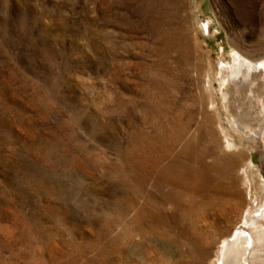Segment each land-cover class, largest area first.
<instances>
[{
    "label": "rangeland",
    "instance_id": "374dc122",
    "mask_svg": "<svg viewBox=\"0 0 264 264\" xmlns=\"http://www.w3.org/2000/svg\"><path fill=\"white\" fill-rule=\"evenodd\" d=\"M239 53L264 59V0H0V264H120L119 180L169 134L181 140L165 163L189 145L196 165L211 146L202 161L215 179L240 185L250 160L264 185V131L251 136L264 126V80L253 102L213 81L217 110L206 92ZM220 127L242 154L221 153ZM224 208L228 236L246 211ZM134 234L124 248L153 264L151 237Z\"/></svg>",
    "mask_w": 264,
    "mask_h": 264
},
{
    "label": "bare ground",
    "instance_id": "6f19581e",
    "mask_svg": "<svg viewBox=\"0 0 264 264\" xmlns=\"http://www.w3.org/2000/svg\"><path fill=\"white\" fill-rule=\"evenodd\" d=\"M213 75L207 76L206 87L213 110H217L212 94L213 81H218L223 90L231 85L237 89L248 88L247 97L253 102L256 99L254 89L259 81L264 80V59L254 61L239 53L233 56L227 65H221ZM223 96L224 99L227 98L226 94ZM261 112L264 120L263 103ZM263 131L264 126L257 134L251 136L261 137ZM221 132L222 140L224 138L221 145L223 155L228 158L229 154L235 156L244 152L245 149L228 137L222 128ZM180 136L169 134L165 140L166 147L177 145ZM156 143L157 139L152 142L145 163L137 159L138 162H131V180H119L114 223L119 229V263L125 264L129 261L136 264L133 260L136 248L133 247L128 252L124 248L123 238L138 232L137 236L149 235L152 238L159 233V237L165 238L163 243L158 245L160 248L153 246L154 241H151V238L148 241L151 243V249L156 248V251L160 252L159 258L151 260L153 264H264V185H259L258 168L254 167L250 160L246 161L242 166V175L239 174L240 169L238 171L240 185L229 180L226 187L224 180L213 177L214 166L202 161L208 155L214 154L215 150L210 148L211 146L201 154V161L196 165L188 161L191 157L189 145L180 151L175 162L167 164V148L159 149ZM227 164L232 167L233 160L230 159ZM228 202H234L235 208L241 210L240 218L243 217L244 211L246 212L243 228L236 232L231 231L225 236L223 224L227 221L229 213L224 207ZM144 221L147 233L142 227ZM131 226L135 230H132ZM34 235L31 234L28 240L34 241ZM182 246L196 257L193 258L194 262L187 260L189 255H186L187 252L183 251Z\"/></svg>",
    "mask_w": 264,
    "mask_h": 264
}]
</instances>
